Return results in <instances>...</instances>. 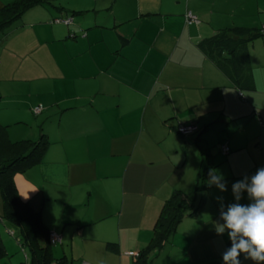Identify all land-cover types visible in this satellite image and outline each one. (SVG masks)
Returning <instances> with one entry per match:
<instances>
[{
  "label": "crops",
  "instance_id": "obj_1",
  "mask_svg": "<svg viewBox=\"0 0 264 264\" xmlns=\"http://www.w3.org/2000/svg\"><path fill=\"white\" fill-rule=\"evenodd\" d=\"M12 1L0 0V8ZM188 11L197 22H186ZM65 18L71 22L54 21ZM230 27L262 29L264 0H54L0 35V104H8L0 114L42 106L34 115L45 123L35 130L17 127L19 116L6 126L13 141L41 133L48 141L42 161L14 182L60 238L54 257L133 264L128 252L148 244L173 191L194 197L205 160L202 206L150 264L223 263L231 241L217 233L221 205L236 202L234 182L264 167V32L232 59L201 46ZM180 124L195 129L182 135ZM211 169L227 191L209 186ZM250 202L242 193L239 203ZM0 223L7 251L0 264H21L17 228Z\"/></svg>",
  "mask_w": 264,
  "mask_h": 264
},
{
  "label": "trees",
  "instance_id": "obj_2",
  "mask_svg": "<svg viewBox=\"0 0 264 264\" xmlns=\"http://www.w3.org/2000/svg\"><path fill=\"white\" fill-rule=\"evenodd\" d=\"M54 0H14L0 8V35L10 25L19 20L22 14L37 5L50 4ZM261 29L245 27H230L220 29L210 38L201 43L204 51L214 57L222 56L232 59L242 55L243 46L261 34ZM48 141L41 133L37 140H11L7 126L0 122V194L2 211L0 221H7L17 228V239L21 248L28 255L29 264H70L65 256L54 257L49 239L50 230L42 221L39 211H36L29 200H22L14 182V176L22 173L42 161ZM205 159V156H204ZM209 164L205 162L198 170L194 183L193 198L174 190L165 200L154 225L148 244L139 250L133 264H150L151 254L161 249L175 232L177 225L186 215H193L202 206L203 191L206 187L205 177ZM186 200L193 204L185 206ZM7 251L0 237V259ZM24 258L21 262L23 264ZM203 264H223L209 261Z\"/></svg>",
  "mask_w": 264,
  "mask_h": 264
},
{
  "label": "clouds",
  "instance_id": "obj_3",
  "mask_svg": "<svg viewBox=\"0 0 264 264\" xmlns=\"http://www.w3.org/2000/svg\"><path fill=\"white\" fill-rule=\"evenodd\" d=\"M208 175L210 187L214 185L221 192L227 191L222 174L211 169ZM232 192L236 202L226 209L221 205L223 224L217 228L218 234L227 232L231 241V246L223 253V264H241V254L256 264H264V167L257 169L251 177L234 182ZM244 192L251 201L246 205L239 203Z\"/></svg>",
  "mask_w": 264,
  "mask_h": 264
},
{
  "label": "built area",
  "instance_id": "obj_4",
  "mask_svg": "<svg viewBox=\"0 0 264 264\" xmlns=\"http://www.w3.org/2000/svg\"><path fill=\"white\" fill-rule=\"evenodd\" d=\"M185 19H186V22H187V23H190V22H197L196 17H195L190 11H188V12L185 14ZM54 21H59V22H63V23H65V24H69V23L71 22V18L55 19ZM261 31H264V27H262ZM240 94H241V93H240ZM41 110H42V106H41V105H37L36 107H34V108L32 109V112H33L34 114H37V113H39ZM194 129H195L194 126H191V125H183V124H180V125L176 128L177 132H178L179 134H182V135L187 134V133H191ZM221 149H222V152H223V153H227V151L229 150V148H228L226 145H223ZM49 239H50V243H51V244H53V243H55V242H57V241L60 240V238H59L56 234H54V233H52V232H50V234H49ZM128 254L131 255V256H137V253H134V252H128ZM23 258H24V262H23V264H29V261H28V255H27V253H26L25 251H23Z\"/></svg>",
  "mask_w": 264,
  "mask_h": 264
},
{
  "label": "rangeland",
  "instance_id": "obj_5",
  "mask_svg": "<svg viewBox=\"0 0 264 264\" xmlns=\"http://www.w3.org/2000/svg\"><path fill=\"white\" fill-rule=\"evenodd\" d=\"M3 103V102H2ZM3 105L5 107H8V104H0ZM41 114V113H39ZM18 117L22 120H20V122H17V127L22 126V128H25L26 131L29 130V128H32L33 130H35L34 128H36L37 126L40 127L42 123H45V120L43 118V116L41 115H34V113L30 112L29 114H0V122L4 125H7L6 123H9L10 121L13 120L12 117ZM36 124V127H34ZM11 127L14 126L15 124H10ZM2 201L1 198V194H0V202ZM7 222V221H6ZM1 224V223H0ZM17 233V232H16ZM12 236V235H11ZM23 251H25V249L21 248L19 246V250H18V256L19 258H21L23 260Z\"/></svg>",
  "mask_w": 264,
  "mask_h": 264
}]
</instances>
